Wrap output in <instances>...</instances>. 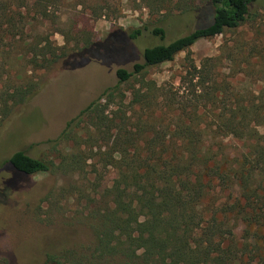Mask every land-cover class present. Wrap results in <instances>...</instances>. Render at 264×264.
<instances>
[{
    "label": "trees",
    "instance_id": "1",
    "mask_svg": "<svg viewBox=\"0 0 264 264\" xmlns=\"http://www.w3.org/2000/svg\"><path fill=\"white\" fill-rule=\"evenodd\" d=\"M149 1L159 15L155 24L175 7V0ZM59 4L0 0V46L22 52L25 65L35 71L74 72L94 53L100 58L126 57L128 43L143 31L160 40L166 35L162 27L143 26L110 36L96 47L76 28L72 49L55 52L47 35L31 38L28 26L46 19ZM31 6L35 17H30ZM261 10L264 0H198L183 8V14L194 13L192 31L168 44L146 47L142 64H134L131 72L118 68L117 85L65 124L53 143L68 144L71 151L57 157V168L95 170L96 164L87 161L96 160L114 170V179L101 195L102 207L91 217L92 240L76 246L69 232L64 237L68 247L60 255H47V262L61 264L60 259L70 258L76 264H264V71L256 72V90H242L237 84L246 77L219 80L213 59L199 67L190 63L182 77L190 95L178 99L144 80L147 68L173 62L199 40L237 31ZM244 51L247 64L252 59L264 64L262 51L250 46ZM24 81L2 101L3 108L9 109V101L26 102L40 87L31 77ZM131 82L139 86H133L127 98L120 86ZM155 110L172 121L155 119ZM5 163L12 176L0 188L3 198L24 178L55 168L54 162L23 152Z\"/></svg>",
    "mask_w": 264,
    "mask_h": 264
},
{
    "label": "rangeland",
    "instance_id": "2",
    "mask_svg": "<svg viewBox=\"0 0 264 264\" xmlns=\"http://www.w3.org/2000/svg\"><path fill=\"white\" fill-rule=\"evenodd\" d=\"M194 2L197 4L198 0H175L169 16L155 24L154 20L159 15L149 0H60L57 8L50 9L46 19L28 24V29L31 28L28 35L31 38L37 33L47 35L55 52H60L63 47L72 49L76 28L81 35L94 40L95 46L105 44L110 36L128 34L143 26L149 29L159 26L166 33L160 40L143 31L141 37L128 43L126 57L100 58L94 53L84 57L82 61L86 62L74 72L67 68L35 71L37 68L25 65L22 52L6 44L5 47L0 46V117H4L0 124V188L11 179L12 171L5 162L15 152L52 161L55 165L49 172L24 178L14 189L8 190L4 198L1 189L0 264H56L47 262V255L57 256L70 243L81 246L92 240L95 219L91 217L102 207L101 195L114 179V170L96 160L87 161V165L96 164L95 170L87 165L74 173L59 169L57 157L69 153L71 147L53 142L69 120L105 90L117 85L115 73L118 68L131 72L134 64L143 63L141 54L146 47L168 44L192 31L196 26L191 19L194 13L181 12ZM30 9V17L37 16L34 6ZM248 46L264 53L262 10L254 21L237 31L199 40L189 51L177 55L173 62L147 68L144 80L154 83L174 99L188 97L191 88L182 77L186 76L189 64L199 67L210 58L219 80H240L245 76L241 83L238 81V87L256 90L259 86L256 72L259 69L264 71V64L261 66L262 61L257 62L256 59H252L250 64L245 62L244 50ZM30 56L32 54L24 58ZM26 77L37 81L40 86L37 92L22 104L12 105L9 101V109L3 108L2 101L5 102L23 85ZM133 86L137 88L139 83L120 86L127 92V98ZM154 117L165 123L172 121L171 117L157 110ZM69 232L72 234L70 243L65 239ZM66 259L57 258L61 264H76L70 258ZM83 262L87 264L86 260Z\"/></svg>",
    "mask_w": 264,
    "mask_h": 264
}]
</instances>
